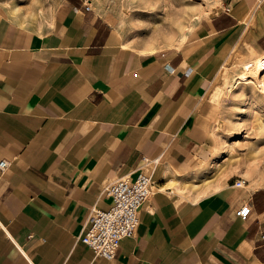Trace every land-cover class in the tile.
I'll use <instances>...</instances> for the list:
<instances>
[{"label":"crops","instance_id":"crops-1","mask_svg":"<svg viewBox=\"0 0 264 264\" xmlns=\"http://www.w3.org/2000/svg\"><path fill=\"white\" fill-rule=\"evenodd\" d=\"M13 1L0 0V264H264V188L207 175L204 108L236 52L264 53V0H222L180 47L153 52L124 46L85 0L45 21ZM143 169L137 232L97 256L82 241L91 209Z\"/></svg>","mask_w":264,"mask_h":264},{"label":"rangeland","instance_id":"rangeland-1","mask_svg":"<svg viewBox=\"0 0 264 264\" xmlns=\"http://www.w3.org/2000/svg\"><path fill=\"white\" fill-rule=\"evenodd\" d=\"M63 1L14 0L13 7L25 19L45 21ZM85 1L111 24L124 46L144 52L180 47L222 4V0ZM256 56L236 52L204 101L211 127L207 175L219 181L235 174L250 190L264 188V73L231 93L229 87L236 83L239 63Z\"/></svg>","mask_w":264,"mask_h":264},{"label":"built area","instance_id":"built-area-1","mask_svg":"<svg viewBox=\"0 0 264 264\" xmlns=\"http://www.w3.org/2000/svg\"><path fill=\"white\" fill-rule=\"evenodd\" d=\"M9 166L5 159L0 161V171ZM236 185L242 186L244 181L237 180ZM153 181L143 169L135 179L123 177L115 180L107 189L112 198L108 209L94 206L91 209L89 224L82 241L97 256L111 260L115 257L124 238L133 236L140 224V214L144 203L153 192ZM252 208L242 206L237 215L246 218Z\"/></svg>","mask_w":264,"mask_h":264},{"label":"bare ground","instance_id":"bare-ground-1","mask_svg":"<svg viewBox=\"0 0 264 264\" xmlns=\"http://www.w3.org/2000/svg\"><path fill=\"white\" fill-rule=\"evenodd\" d=\"M168 44H171V40L168 41ZM238 67L240 69L237 73L236 83L234 82V84L229 87L230 93L234 88L237 89V87L242 86L244 83L246 84L255 82L253 80V76L258 77L259 74L264 73V53L252 59L243 60L241 63H239ZM261 82L264 84V78ZM252 182L254 184L255 179H252Z\"/></svg>","mask_w":264,"mask_h":264}]
</instances>
